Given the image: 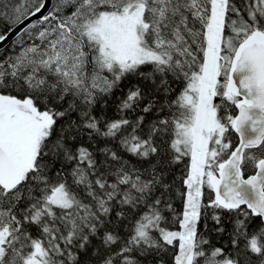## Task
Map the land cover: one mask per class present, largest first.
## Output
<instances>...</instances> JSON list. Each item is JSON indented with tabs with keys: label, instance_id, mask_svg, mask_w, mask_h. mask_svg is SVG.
I'll list each match as a JSON object with an SVG mask.
<instances>
[{
	"label": "snow or ice",
	"instance_id": "snow-or-ice-1",
	"mask_svg": "<svg viewBox=\"0 0 264 264\" xmlns=\"http://www.w3.org/2000/svg\"><path fill=\"white\" fill-rule=\"evenodd\" d=\"M0 264H264V0H0Z\"/></svg>",
	"mask_w": 264,
	"mask_h": 264
}]
</instances>
